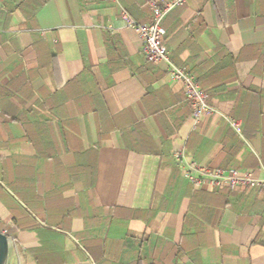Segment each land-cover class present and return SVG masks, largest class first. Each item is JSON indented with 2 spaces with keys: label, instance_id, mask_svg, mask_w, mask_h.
<instances>
[{
  "label": "crops",
  "instance_id": "obj_1",
  "mask_svg": "<svg viewBox=\"0 0 264 264\" xmlns=\"http://www.w3.org/2000/svg\"><path fill=\"white\" fill-rule=\"evenodd\" d=\"M162 1L0 0L8 264H264V188L196 186L173 160L264 181V0H185L163 20L213 110L197 124L121 19L147 25Z\"/></svg>",
  "mask_w": 264,
  "mask_h": 264
},
{
  "label": "built area",
  "instance_id": "obj_2",
  "mask_svg": "<svg viewBox=\"0 0 264 264\" xmlns=\"http://www.w3.org/2000/svg\"><path fill=\"white\" fill-rule=\"evenodd\" d=\"M185 0H164L161 3H150L152 20L147 25H139L124 11L121 19L124 28L136 33L143 43L145 59L152 63H162L166 67V75L171 82L181 85L186 103L190 109L191 119L198 123L204 115H210L213 110L206 103V95L195 78L184 68L173 65L169 59L167 49L162 45L165 31L162 22L165 17L177 7L184 4ZM236 131L239 126L231 120L226 121ZM173 160L182 176L196 186H207L210 189L226 187L230 190L237 188L256 189L264 188V181L250 173L237 170H222L199 166L188 162L182 152L176 151Z\"/></svg>",
  "mask_w": 264,
  "mask_h": 264
},
{
  "label": "water",
  "instance_id": "obj_3",
  "mask_svg": "<svg viewBox=\"0 0 264 264\" xmlns=\"http://www.w3.org/2000/svg\"><path fill=\"white\" fill-rule=\"evenodd\" d=\"M11 245L12 241L6 235L0 233V264H8Z\"/></svg>",
  "mask_w": 264,
  "mask_h": 264
}]
</instances>
